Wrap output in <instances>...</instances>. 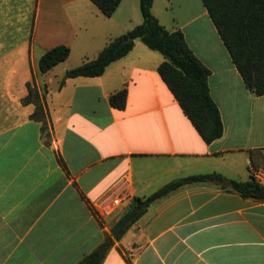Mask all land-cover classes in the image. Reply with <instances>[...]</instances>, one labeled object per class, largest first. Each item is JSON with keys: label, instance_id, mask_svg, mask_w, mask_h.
<instances>
[{"label": "crops", "instance_id": "1", "mask_svg": "<svg viewBox=\"0 0 264 264\" xmlns=\"http://www.w3.org/2000/svg\"><path fill=\"white\" fill-rule=\"evenodd\" d=\"M151 10L210 70L223 123L211 143L159 76L163 56L138 39L102 75L59 87L67 69L141 23L139 0H121L109 17L91 0H0V264H78L134 196L176 178L218 172L264 183L248 154L264 155V95L245 87L201 0H153ZM61 45L67 59L40 72L42 54ZM27 83L44 131L31 118L35 105L23 102ZM122 88L125 107H112L109 95ZM102 264H264V201L214 183L184 185L155 200Z\"/></svg>", "mask_w": 264, "mask_h": 264}, {"label": "trees", "instance_id": "2", "mask_svg": "<svg viewBox=\"0 0 264 264\" xmlns=\"http://www.w3.org/2000/svg\"><path fill=\"white\" fill-rule=\"evenodd\" d=\"M120 1L91 0L107 17L113 14ZM201 1L239 71L245 87L256 96L264 95V0ZM152 3L153 0H139L141 23L109 41L94 59L66 70L59 87L64 85L67 78L102 75L106 67L125 56L132 49L134 40L138 39L149 49L163 56V61L157 68L159 76L201 138L206 143H211L222 136L223 123L219 108L210 94L208 84L210 70L192 52L181 30L170 31L159 23L152 13ZM69 52V47L62 45L46 51L38 61L40 72L44 73L67 59ZM27 88L28 94L23 102L35 105L31 118L41 121V129L44 131L45 115L39 94L31 83H27ZM126 97L127 90L122 88L111 93L108 101L112 107L123 109ZM248 154L254 169H264V155L259 149L249 150ZM204 183L218 184L244 198L264 201V183L254 175H250L245 181L229 179L218 172L186 175L169 181L147 196H134L125 215L131 212L136 214L116 239H119L155 200L184 185ZM114 240L112 234H106L102 242L86 254L78 264H102Z\"/></svg>", "mask_w": 264, "mask_h": 264}, {"label": "water", "instance_id": "3", "mask_svg": "<svg viewBox=\"0 0 264 264\" xmlns=\"http://www.w3.org/2000/svg\"><path fill=\"white\" fill-rule=\"evenodd\" d=\"M135 212H131L127 215H125L116 225L115 227L113 228L112 230V236L113 238H117L122 230L127 226V224L132 220V218H134L135 216Z\"/></svg>", "mask_w": 264, "mask_h": 264}, {"label": "rangeland", "instance_id": "4", "mask_svg": "<svg viewBox=\"0 0 264 264\" xmlns=\"http://www.w3.org/2000/svg\"><path fill=\"white\" fill-rule=\"evenodd\" d=\"M139 10H140V9H139ZM140 17H141V16H140ZM61 67H63V66H58L57 70H55L54 73L59 74V72L61 71V70H60ZM67 70H68V69H67Z\"/></svg>", "mask_w": 264, "mask_h": 264}, {"label": "built area", "instance_id": "5", "mask_svg": "<svg viewBox=\"0 0 264 264\" xmlns=\"http://www.w3.org/2000/svg\"><path fill=\"white\" fill-rule=\"evenodd\" d=\"M113 203H114V204H117V203H118V200H117V199H114V200H113Z\"/></svg>", "mask_w": 264, "mask_h": 264}]
</instances>
